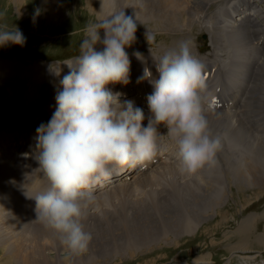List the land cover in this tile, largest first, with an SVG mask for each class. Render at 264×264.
<instances>
[{"label":"rangeland","instance_id":"1","mask_svg":"<svg viewBox=\"0 0 264 264\" xmlns=\"http://www.w3.org/2000/svg\"><path fill=\"white\" fill-rule=\"evenodd\" d=\"M137 1L138 0H133L134 4H138ZM245 1L252 0H237V2L234 0H225L223 2H214L210 6V8H208L205 17L202 16L198 19L192 16H188L187 11H184V7L182 6L178 7L174 13V11H172V4H169L167 6V8L169 9L167 13L170 11V15L172 14V17L174 15V17L171 19L162 17V15L164 14L162 12H158L157 17H159L155 19V21L153 19H147L148 17H145L144 19H141V17L138 16L135 17V13H138V11L135 9V7L129 6L130 10H132L134 13H128L124 11L125 14L132 15L134 19H137V40L132 44L131 47L126 48L129 57L132 59V64L130 66H133V68H135L134 65H137L138 63V59L134 57L135 55H133V53L136 51H139L142 56L149 54L151 58L160 57L169 49L176 48L177 43L187 40L191 41V51L194 56H196L199 60L204 59L206 61H211L212 63L210 64L215 65L213 67L215 73L216 69L218 70L219 74H223L228 70L232 72V64L227 67L224 62H221L222 58H224V51L230 50L231 52L232 48L230 45L221 42L220 43L224 45V48H220V46H218L219 43L213 42L217 39L210 38L209 33L212 27H209L211 24L209 16L214 12H217V17L218 15H221V9L223 6H226V2H230L231 11L234 9L235 5H232L234 2H236L238 5H241ZM140 2L141 0H139V3ZM116 3L118 4V6L124 7L125 5L124 0H116ZM252 4L253 7L264 11V0H253ZM54 5H56V8L54 10H51L53 8L52 6ZM226 8H228V6H226ZM222 10L226 14L224 16L222 15L223 17L221 23L224 25L225 23H228L224 21L226 20L227 10L225 8ZM237 10L238 8L235 7L234 11L236 12ZM109 13L110 12H106L105 14H103L95 12L89 7V0H0V30H5V28L14 29L15 27H17L26 37V43L23 46L11 43L5 46H0V60L6 62H20V68L22 70L27 68L28 70L31 69L33 72H35L33 68L37 66L38 63L37 60H41L43 63L45 62L50 64L46 69L47 72L53 70L51 72L68 74L70 70H68L67 68L60 69L54 67L55 63H59L58 61L48 60L72 52L79 53V45L84 39V30L86 26L89 23L97 22L102 17L109 16ZM146 14L149 15V13ZM262 16L264 17V14H262ZM188 17H191L193 19L190 29H188L189 24H186L187 35H183L182 31L178 33L172 32L176 31V29L180 30V28L181 30H183L180 25L187 23ZM253 17H255V15H253ZM148 30L151 33L155 34L154 43L149 44L145 38V33ZM101 35H103L102 30ZM182 37L184 38L182 39ZM197 47H199V52H194V50L192 49H196ZM209 47L211 49L206 52ZM228 47H230V49ZM254 47L255 46L251 42L247 46V50L249 53L254 50L256 52V63L258 62L262 64V62L264 61V57L259 54L260 49H256ZM203 50L204 52H202ZM229 56H231V53L229 54ZM73 58L75 59V57ZM133 58H135L136 60L133 61ZM74 59L67 60L66 62L71 63ZM143 60L144 62L148 63L147 66L151 69L152 73H155L156 70L152 68L154 67V64L149 62V60L145 57ZM244 60L245 56H243V61ZM133 68L132 70L130 69V71H133ZM43 72L45 71H42L41 68V73ZM32 74L34 75V73ZM27 80H30V78L27 77V79H24L20 77L18 78V76L0 79V133H7V137L13 138L14 135H25L26 137H31L30 134L34 132L28 127H31L32 125L37 128L41 123L46 124L51 119L55 111L53 108L56 107L55 96L45 95L44 98V96L41 95V100L39 101V103L33 99L24 97V93L27 88ZM45 88L47 89V91L53 90L51 93H56L57 90H62L54 88V84H51L50 86H47ZM128 88L129 87H127V89ZM208 91H211V89H209ZM24 98H27V101H24ZM241 110L242 108H240L237 113H241ZM211 114H213V112L207 113V115H209L206 118L208 120V124L210 126L214 125L217 127L214 121L211 122L209 120ZM254 114L255 113H253V115ZM230 116L233 118V114H231ZM218 120L219 122L227 123V118L223 114H220ZM144 121L145 122H142V124L146 127L148 122L147 117ZM250 125V128H252V124ZM209 128L211 131H215V127ZM160 132L166 133V129L161 126ZM224 133L227 135L231 134L230 130L229 134L228 132L223 131L220 136L225 137L226 135ZM251 133L254 135L253 132ZM258 133L264 134V130L259 131ZM216 134L217 131H215L214 134L212 133V135ZM1 137L2 135L0 136V138ZM164 137L170 139L167 135H165ZM232 138L235 139L234 136H232ZM19 139L17 138L18 142L20 141ZM232 141L236 142L235 140ZM165 143L167 145V148H169L170 150L169 153L172 154L173 143L170 140L166 141ZM262 145H264V141H262ZM1 146L3 147L1 150L2 155L0 156V160L4 159L5 161H8V163L9 161L15 163V160H17L16 157L21 155L20 151L22 150V148L20 149L19 147L17 149L18 146L13 147L14 144L12 143L6 145L2 144ZM233 151L234 156L232 155V157L235 160L237 159V161H233L232 164H229L226 158L221 160V158L218 157L217 159L222 163L223 166L229 167L227 168L228 170L225 171V168L223 166L205 170L204 172H202V175H198V177L202 179L195 182L197 187L198 184L199 186H201L203 184V181H210L211 186L215 191L218 192L226 189V193L220 192L218 193L219 196H216L215 194H212L210 192L211 196L213 195L217 200H219V205H215L214 208L207 209V212L204 213V219H202L200 222H196L191 226L192 228L187 227L185 228V230H182L180 233L181 235H175L173 233V230L168 229L165 226L164 223H166L165 219H167V217L163 216L160 218V221L162 223H159L158 225L164 226L167 231H171L169 233L166 231L165 234L167 235L163 233L162 235L164 237H162L161 235V240L159 238L156 243L154 241L155 244L151 241H147L145 244H139L138 242L137 245H130L127 242L123 244L119 243V253L115 254L112 258H107V260L103 259V262L100 264H264V258L260 256V253L264 255V183H260V185L258 186L257 182H243L241 184L236 181L235 183L233 182L234 176H232L231 173H237L239 175L244 174L248 172L251 165V163L249 162L251 159V154L244 153L249 157V160L248 162L242 163L240 160H238V151ZM166 156L167 155L164 156L165 158L161 162L163 163L161 164L162 166L157 168L158 170L164 171V173H161L162 177L160 179L158 177L157 181L153 182V184L149 186L148 182L146 181L149 179L153 181V179L155 180L157 176L154 171L149 172V175H147L149 177H147L144 184L146 189H140L138 187V193H130L129 186L127 185L125 189L124 187H122L120 189L121 191L118 190L119 193L116 194H114L115 192L113 191V187H109L105 189L103 193L97 194L99 196L104 195V193H107V195L110 193L109 195L111 196H104V200L102 198L100 203H96L93 209H90V211H95L90 215L94 216L95 214L98 220L95 222L89 220L87 225L90 222L97 224L99 223V221H102L104 223V226L108 227L109 224H107L106 222L107 219H111V221H118L122 212L126 211L130 206H134L135 203H139V201L134 203V201L137 200L141 201L140 203L142 204L143 208L148 207L149 205H146L150 202V197L148 195L149 191L160 192L159 194L161 195V197H163L167 201L170 199L169 203H172V205H176L177 202H181L179 201V199L182 200L179 189H177L176 185L172 186V181L175 180L176 182H181L180 184L182 185V188H184L188 183L187 179L190 177L195 178V176H181V174H179V172L177 171L178 161L172 158L174 160L173 161L169 156ZM226 157L228 158L229 154H227ZM169 159H171V161L173 162L170 163ZM253 162H255L254 157ZM217 164L219 163L217 162ZM233 164L235 168L231 169V165L233 166ZM228 171H231L230 174ZM138 176L139 175L134 176L133 179L137 178ZM171 176L172 178H170ZM246 176H248L247 173ZM166 180L168 181L167 187L165 184ZM117 183L119 184V182ZM117 183L115 185H117ZM195 183L192 182V185H194ZM132 185L133 188L136 189V185L134 183ZM159 187L160 189L163 187L161 189L162 191L160 189H157ZM181 192L182 194L184 193V191ZM174 194H179V198L176 195L174 196ZM219 197H221V200L219 199ZM143 202L145 205L143 204ZM98 204H101V206H99ZM157 210L158 204L154 202V204L151 206V216L153 220L152 222L155 226L156 221L159 218ZM142 211L144 210H140V212ZM155 214L157 215L154 216ZM245 221L248 222L245 223ZM241 225H244L243 233L239 232L238 230V227H241ZM147 226L148 225L142 226L144 228L143 232H145L146 230V233H148L151 230L152 226H150V228L149 226ZM53 234H55V232H53ZM259 237L261 242L259 240ZM52 238L53 240H51ZM254 239L255 241H253ZM108 240H110V237ZM56 241L58 240L53 235H51L50 239L45 236L43 240H39V242L42 243V247L40 249L35 247V249H38V252L42 255L39 256L37 254V256L35 257H37L38 259H42L44 263H47L49 260V262L54 261L57 262V264H77V261H80V259L78 260L76 256L74 257L68 249H54L55 247L58 248V246H60L59 243H57V245L55 244ZM6 243V241L3 242V244ZM33 244L34 243L30 240L29 243L27 240L25 242L23 241V246H27L29 249ZM235 245H242V247H244L243 249H239ZM104 247L105 246H103L102 248ZM130 247L133 251L130 249ZM114 249L111 250V253H113ZM103 252H101V255L103 254L102 256L105 255ZM122 252L125 253L123 254ZM132 252H134L135 255L128 256L129 253ZM87 253L88 251L86 252V254H84L87 255ZM81 256L84 255L82 254ZM86 258L87 259L83 261L84 263L80 264H86V262H90V258ZM0 262H2L1 251ZM11 264H14V262Z\"/></svg>","mask_w":264,"mask_h":264},{"label":"clouds","instance_id":"2","mask_svg":"<svg viewBox=\"0 0 264 264\" xmlns=\"http://www.w3.org/2000/svg\"><path fill=\"white\" fill-rule=\"evenodd\" d=\"M136 21L121 10L86 26L79 55L67 63L70 71L60 81L55 111L36 128L35 159L48 188L33 196L35 220L55 232L76 256L86 253L92 240L83 221L100 199L95 189L113 172L154 162L165 135L178 150L181 175L214 167L222 150L221 139L212 135L205 116V105L208 110L213 105L207 95L205 65L192 54L191 41H181L153 57L158 79L142 54L133 53L145 63L138 82L148 80L154 86L147 96L146 127L144 110L132 100L121 101V93L107 87L129 83L131 61L126 48L137 40ZM145 38L149 44L155 42L149 30ZM9 43L23 46L26 37L17 27L0 30V46ZM161 126L166 133L159 131Z\"/></svg>","mask_w":264,"mask_h":264},{"label":"bare ground","instance_id":"3","mask_svg":"<svg viewBox=\"0 0 264 264\" xmlns=\"http://www.w3.org/2000/svg\"><path fill=\"white\" fill-rule=\"evenodd\" d=\"M124 1H125V5L123 7V6H118V4L116 3V0H89V7L97 13L105 14L106 12H110L109 14H112L113 12L121 11V9L128 13H134L129 8V6H133L138 11V13H135V17L138 16V17H141V19L148 17L147 19L149 20L153 19L155 21V19L159 17V16L157 17L158 12H162L164 14L162 15V17H166L169 19L173 18L174 15L172 17L171 16L172 14L170 15V11L167 13V11L169 10L167 6L169 4H172V11H174V13L178 7L182 6L184 7L183 8L184 11H187L188 16H192L198 19L199 17H202V16L205 17V14L208 8H210V6L214 2H217V1L223 2L225 0H141L140 3L138 0L137 1L138 4L136 3L134 4L133 0H124ZM234 1L237 2V0H234ZM252 1H245L241 5H238L236 2L232 4V5H235L234 9L235 7H237L238 10L236 12L234 11V9L229 11V12H232L233 16H231V21H227L228 23L224 24L226 29L220 28V25H221L220 23L222 21V18L220 15H218L217 17V13H213L212 15L209 16L210 17L209 20L211 23L209 27H212L209 33L210 38L217 39L215 41L213 40L212 41L219 43L218 46H220V48H224V45L221 43H224V44L230 43L232 49H234V51L237 53L236 55L238 56V59H240V61L242 62L241 69L234 70L235 72L232 73L233 77L228 78V79L231 82H233L234 78L237 77L239 79V82L242 81L244 85H246V87L248 88L246 90L243 102L240 105V107L242 108L241 113H237V111L234 112L233 118L231 116L229 119L227 118L226 120L227 123L219 122L218 120L220 114L224 115L227 113H213L209 117V120L211 122L214 121V123H216L217 127L214 126L215 131L220 130L223 133V131L225 130H230L231 134L227 136L229 139L235 140L236 142L230 141V140L229 141L231 142V144L232 142H234L235 144L240 146L239 147V146H233L231 144H226V149H224L225 152L229 154L230 152L228 151H233V150L238 151L239 154H242V158L239 157L241 158L242 163L248 162L249 160L248 159L249 157L244 153L251 154V159L249 161L251 163L250 169L248 170V172H246L248 176H246V173L240 174V175L237 173H231L232 176H234L233 182L235 183L236 181L239 184L243 182H251V183L257 182L259 186L260 183H264V145H262V141H259L253 137L254 135L251 133L252 131L250 127L245 126L243 119L241 118L242 116L246 117L249 125L252 124V128H254L255 132L258 133L259 131L264 130V61L262 62V64L258 62L256 63L255 54H251L247 50V46L252 42V44L255 46L254 48L260 49L259 54L262 57H264V17L261 15V12H259L257 8L254 7L251 10V8L253 7L251 3ZM56 5L52 6L53 8L51 10H54L56 8ZM249 11L252 13H250ZM146 13H149V15H147ZM222 14L226 15L223 10H222ZM253 15H255V17H253ZM227 17H228V14H227ZM192 19L193 18L188 17L187 23L180 25V27H182L183 30H181L180 28V30L176 29V31H172V32L178 33L182 31L183 35L184 34L187 35L186 33L187 25L186 24H189L188 29H190L191 24H192ZM243 19L246 22L244 23L238 22V20H243ZM235 23H238V27L232 28L235 25ZM250 27L253 29H250ZM221 29L224 30V33L222 32ZM225 34L227 36L230 35V37L229 38L226 37ZM183 38L184 37H182V39ZM261 39L262 41L260 44ZM178 45L179 43H177V47ZM258 46L262 47L263 49L258 48ZM228 48L230 49V47ZM230 53H231L230 50H225L224 58H222L221 60V62H224L227 67H229L230 64L233 65V60L229 56ZM243 56H245L244 61H243ZM151 59L154 61L153 58ZM139 63L141 67V72L139 71L138 66L133 68V71H130V77H129L130 84L132 83V80L136 75L141 76L143 73V67L145 66V63H143L142 61ZM20 65L21 63L17 61L6 62V61L0 60V79L13 77V76H18V78L20 77L24 79H27V77H29L30 80H27V88L24 93V97H27L28 99H33L39 103V101L41 100V95H43L44 98H45V95H51V96L56 95V93H51L53 90L47 91L45 87L50 86L51 84H54V88L62 89V85L60 84V81L62 80L63 76L66 74L59 73L57 75L55 72H50L49 74L45 72L41 73V67L38 66L39 65L38 63H37V66L33 68L35 72H33L31 69L28 70L27 68L22 70L20 68ZM146 65H148V63H146ZM152 68L156 70L155 65ZM32 73H34V75ZM224 73L219 74L217 72V76L214 75V73L210 76V78L207 80L208 90L211 89L210 86L213 80H215L216 82L215 88L217 87V85L222 81L221 76H223ZM218 74L220 75V78ZM153 78H156V79L159 78V74L157 71L153 73ZM144 81L145 82L147 81L146 83H150L148 80H144ZM107 87L111 89V91L114 93H121L120 97H126L127 95L128 96L132 95L131 90L134 88V85L132 88H129V90L127 89V85L123 83L109 84L107 85ZM226 90L227 89L222 88V94L228 95ZM27 98H24V101H27ZM53 108L55 110L56 107H53ZM253 113L255 114L253 115ZM205 116L206 118L209 116L207 115V112H205ZM232 136H234L235 139L232 138ZM17 138L20 141L18 145L15 144V147L18 146L17 149L19 147L20 149L22 148V150L20 151L21 152L20 156L21 158L23 157L24 159L20 158L19 161L16 163L11 162V161H9L8 163V161H5L4 159L0 160V251L2 252V262H0V264H7V263L11 264L13 262L14 264H49V263L57 264V262H54V261L49 262V260L47 263H44L42 259H38L37 257H35L37 256V254L39 256L42 255L41 253L38 252V249L42 247V243H41L42 241L39 242V240H43L45 236H47V238L50 239L51 235H53L58 240L55 242V244L57 245V243H59L60 246H58V248L55 247L54 249L67 250V248L60 243V240L56 233L53 234L52 230L46 229L40 222L35 220L36 219V211H35L36 201L33 198V196H36V195H39L45 192L48 188V185H47L48 181L46 177L42 174L41 170L38 168L39 164H38V161L35 159V156L37 154V149H36V145L29 140L31 137H26L25 135L24 136H20V135L13 136L14 140H17ZM221 143L223 144L224 142L221 140ZM6 144H11V141L3 143V145H6ZM1 145L2 144H0V156H1V150L3 147ZM241 148L245 150V152H243ZM26 153H28V157L24 156V154ZM252 155L255 159V162H253ZM230 156L231 154H229L228 158H230ZM169 160H170V163L174 161V160L171 161V159ZM231 161L232 162L237 161V159L235 160L232 157ZM227 162L229 164H232V162H229V160ZM218 163L219 164L216 163V165L214 167H211L210 169L223 166L222 163L219 162V160H218ZM172 164H175V163H172ZM234 164L233 166L231 165V169L235 168ZM223 167L225 168V171L228 170L227 168H229L225 166ZM154 172L157 174L155 180L153 179V181H151L149 179L146 181L147 177L149 176L140 177L136 181V187H139L140 189L141 188L146 189L144 185L145 181L148 182V185L150 186L151 184H153V182L157 181L158 177L159 179L162 177L161 173H164V171L158 170V169L154 170ZM202 172L203 171H198L197 175H202ZM228 172L230 174L231 171H228ZM172 176L170 178H172ZM187 182H188L187 185L184 188H182V185L180 184L181 182H176L175 180L172 181L173 183L172 186L174 185L177 186V189H179L180 196L183 200L182 201L179 199V201L181 202L179 203L177 202L176 205L175 204L172 205V203H169L170 199L167 201L166 199L161 197V195L159 194L160 192H158L157 190H156L157 192H154V191L152 192L148 190L149 191L148 195L150 197V200H149L150 202L149 204L146 205V206L149 205L148 207L143 208L142 204L140 203L141 202L140 200L134 201V203L138 201L139 203H135V205L132 207L128 206L129 208H127L126 211L120 214V218L118 221L117 220L111 221V219H107L106 222L107 224H109L108 227L104 226V223L102 221H99V223L97 224L90 222L87 225L89 220L94 221V222L98 220L95 214L94 216L90 215L92 212H95V211H90V209H93L94 205L90 206L86 212V218L84 219L83 223H84L85 230L91 233L92 240L90 242L87 255H85L86 253L83 254L84 256L73 255L74 257L76 256L78 260L80 259V261H77L78 262L77 264L84 263L83 261L87 259L86 257L90 258L89 259L90 262H86V264H100L103 262V259L107 260V258H112L114 257L115 254L119 253L118 252L119 243L123 244L127 242L130 245H137L138 242L139 244L140 243L145 244L147 241H151L153 243L155 241L156 243L157 240H159V238L161 240V238L164 237L162 234L163 233L165 234L167 231V229L164 226L158 225L159 223H162L160 221V218L163 216L167 217V219H165L166 223H164L165 226L168 229L173 230V233L175 235H178L181 233L182 230H185V228L191 227L196 222H200L202 219H204L205 218L204 213L207 212V209H211V208H214L215 205H219V200H217L213 195L212 197L210 195V192L212 194H215L216 196H219L218 193L220 192L226 193V189H224L223 191H219V192L215 191L214 188L211 186L210 181H203V184L201 185L202 187L199 186V184L196 187V183L193 181L187 180ZM192 182L195 184L192 185ZM165 184L167 187L168 186L167 180ZM126 186L127 185L118 186V187L113 188L114 190L113 189L112 190L115 192L114 194H116V193H119V191H121L120 189L122 187H124L125 189ZM149 186H148V189H149ZM157 189H160V187ZM181 191H184L185 194L184 193L182 194ZM109 194L107 195V193H104V195H99L98 197L100 199L98 203L101 202L104 196L106 197L107 195L110 197L111 195ZM175 195L178 197L179 194L178 195L174 194V196ZM220 198L221 197H219V199ZM154 202L158 204L157 213H158L159 218L156 221L157 228L152 222L153 220L151 216L152 215L151 206L154 204ZM98 205L101 206V204H98ZM140 210H144V211L140 212ZM139 213L141 217L139 216ZM156 215L157 214H155L154 216ZM247 222L245 221V223ZM143 225L145 226L148 225L149 228L150 226H152V228H155V229L151 228V230L148 233H146V230L145 232H143L144 230V228L142 227ZM238 230L239 232L243 233L244 225H241V227H238ZM170 231H167V232L169 233ZM109 237H110V240H108ZM26 240L28 241V243H29V240L34 243L30 249L27 246H23V241L25 242ZM51 240H53V238ZM259 240H260V237H259ZM4 241H6L7 243L3 244ZM253 241H255V239ZM103 246L105 247L102 248ZM35 247H37L38 249H35ZM131 247L130 249L132 250L133 247L132 248ZM236 247H238L239 249H243L244 246L242 247V245H238ZM112 249H114L113 253H111ZM101 252H103L105 255L102 256L103 254L101 255ZM133 255H135L134 252L129 253L128 256H133ZM109 261H112V260H109Z\"/></svg>","mask_w":264,"mask_h":264}]
</instances>
